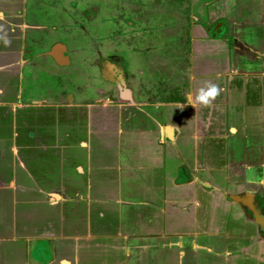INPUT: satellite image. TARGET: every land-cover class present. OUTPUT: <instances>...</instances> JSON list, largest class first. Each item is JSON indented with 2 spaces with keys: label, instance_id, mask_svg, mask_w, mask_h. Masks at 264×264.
I'll use <instances>...</instances> for the list:
<instances>
[{
  "label": "crops",
  "instance_id": "0c3cea01",
  "mask_svg": "<svg viewBox=\"0 0 264 264\" xmlns=\"http://www.w3.org/2000/svg\"><path fill=\"white\" fill-rule=\"evenodd\" d=\"M187 1L184 44L89 67L0 0V264H264V0ZM147 71L183 81L150 97Z\"/></svg>",
  "mask_w": 264,
  "mask_h": 264
},
{
  "label": "rangeland",
  "instance_id": "374dc122",
  "mask_svg": "<svg viewBox=\"0 0 264 264\" xmlns=\"http://www.w3.org/2000/svg\"><path fill=\"white\" fill-rule=\"evenodd\" d=\"M187 2V0H36L34 6L37 22L45 20L49 24H59L62 27L61 31L72 38L70 54L76 59L73 62L80 66L96 67L99 64L103 65V60H106V66L113 63L111 57L113 46L118 47L126 56L132 55L135 52L133 48L136 47L137 58L146 48L155 47L149 39L161 44L165 40L170 41L171 36L178 35L179 43L184 44L186 37L183 35L186 28L182 27V23L185 20ZM34 6L30 11L34 10ZM176 45L178 44L173 43L164 46L169 56L179 58L182 50L177 52ZM132 59L135 60L133 57ZM154 60L155 57L150 60L152 66L149 68L167 69L166 65L159 63L160 56L155 62ZM143 66L146 67L144 64ZM70 72L74 89L84 78L90 81L98 78L94 71H84V77H81L80 71ZM107 72L108 78H111L113 73ZM115 72L117 77L123 75L126 80L127 76L132 74V71ZM146 76L148 83L145 90L150 97H167L171 95L172 89L175 86L179 87L183 81L181 71L180 78L177 77L176 71H147ZM62 82L59 80L58 84ZM97 88L100 89L102 86L99 85Z\"/></svg>",
  "mask_w": 264,
  "mask_h": 264
},
{
  "label": "clouds",
  "instance_id": "9594fccd",
  "mask_svg": "<svg viewBox=\"0 0 264 264\" xmlns=\"http://www.w3.org/2000/svg\"><path fill=\"white\" fill-rule=\"evenodd\" d=\"M4 43L8 44L9 41L4 39ZM220 91L221 89L216 84H208L196 90L194 102L200 105H209ZM189 100H192L191 92H189Z\"/></svg>",
  "mask_w": 264,
  "mask_h": 264
},
{
  "label": "flooded vegetation",
  "instance_id": "af4514ba",
  "mask_svg": "<svg viewBox=\"0 0 264 264\" xmlns=\"http://www.w3.org/2000/svg\"><path fill=\"white\" fill-rule=\"evenodd\" d=\"M106 90H108V91H105V94H106V95L108 94V97H113L114 94H113V90H112V88H110V89H109V88H108V89L106 88ZM112 94H113V95H112Z\"/></svg>",
  "mask_w": 264,
  "mask_h": 264
}]
</instances>
